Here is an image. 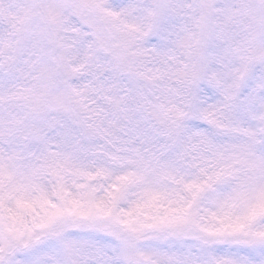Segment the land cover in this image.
<instances>
[{"label": "snow or ice", "instance_id": "obj_1", "mask_svg": "<svg viewBox=\"0 0 264 264\" xmlns=\"http://www.w3.org/2000/svg\"><path fill=\"white\" fill-rule=\"evenodd\" d=\"M0 264H264V0H0Z\"/></svg>", "mask_w": 264, "mask_h": 264}]
</instances>
